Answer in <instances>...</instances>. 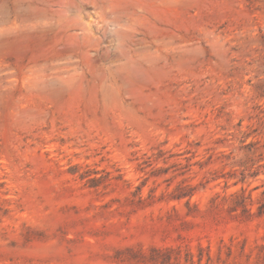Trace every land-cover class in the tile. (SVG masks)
Here are the masks:
<instances>
[{"label":"rangeland","instance_id":"rangeland-1","mask_svg":"<svg viewBox=\"0 0 264 264\" xmlns=\"http://www.w3.org/2000/svg\"><path fill=\"white\" fill-rule=\"evenodd\" d=\"M263 192L264 0H0V264H264Z\"/></svg>","mask_w":264,"mask_h":264},{"label":"trees","instance_id":"trees-1","mask_svg":"<svg viewBox=\"0 0 264 264\" xmlns=\"http://www.w3.org/2000/svg\"><path fill=\"white\" fill-rule=\"evenodd\" d=\"M237 196L238 194H232ZM264 211V192H263V197L262 201H260V204L258 205V214H261Z\"/></svg>","mask_w":264,"mask_h":264}]
</instances>
